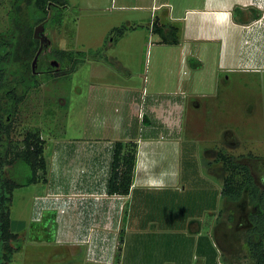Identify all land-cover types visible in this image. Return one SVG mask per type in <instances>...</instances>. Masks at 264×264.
Instances as JSON below:
<instances>
[{"label":"crops","instance_id":"0c3cea01","mask_svg":"<svg viewBox=\"0 0 264 264\" xmlns=\"http://www.w3.org/2000/svg\"><path fill=\"white\" fill-rule=\"evenodd\" d=\"M137 1V25L149 11L148 33L158 35L156 43L143 46L153 44L155 72L166 81L93 84L82 138L66 145L55 133L50 136L47 181L32 206V223L47 225L38 241L55 246L69 264H247L251 255L244 240L255 208L247 195L241 202L223 199L220 180L226 173L215 151L201 159L200 149L183 145L190 136L199 142L210 129L198 117L201 104L173 97L169 83L178 61L197 68L191 84L204 83L201 69L218 79L237 66L264 67V0ZM155 24L167 35L176 29L179 43H164ZM102 59L103 54L91 61ZM117 142L138 146L128 194L109 192ZM185 148L199 163L195 179L185 177ZM241 160L263 186L256 156ZM203 182L211 193H203ZM56 195L71 200L69 207L59 205L66 212L43 204L36 221V198L51 201Z\"/></svg>","mask_w":264,"mask_h":264},{"label":"rangeland","instance_id":"374dc122","mask_svg":"<svg viewBox=\"0 0 264 264\" xmlns=\"http://www.w3.org/2000/svg\"><path fill=\"white\" fill-rule=\"evenodd\" d=\"M21 3L25 10L32 7L27 6V0H21ZM137 3V0H69L62 24L56 22V17L50 22H32L33 32L38 25L46 22L45 34L51 41L41 54L36 71L41 70V65L57 61L56 49L83 50L89 56L70 72L67 69L59 71V67H56L54 77L48 80L45 74L40 78L43 84L31 92L14 116L12 139L15 142L24 140L27 133L36 127L42 131L47 144L54 133L66 145L81 139L84 128L82 116H86V105L88 107L90 98L95 96L93 84H144L146 77L148 81L155 79V84H164L165 77L154 69L151 55L153 44L150 47L143 46L148 40L156 43L158 35L150 36L148 33L149 11L144 13V19L140 21L142 26L137 25L138 15L132 9ZM123 5L128 8L123 9ZM12 10L13 0H0V54L1 50L7 54V43L10 41L7 31ZM123 27L125 33L120 34L119 29ZM137 28L140 31H134ZM1 43L6 46L2 48ZM102 54V60L91 61ZM3 67L11 68L7 63ZM196 70L192 62L182 64L178 61L174 64L173 82L169 83L175 94L173 97H180L186 102L195 100L201 104L198 117L210 129L201 139L197 138L199 142L190 136L183 145L200 149L201 159L210 150L217 155L223 152L239 159L256 156V161L264 171V67L251 71L237 66L232 72H220L218 79H213L201 69L204 83L191 84L189 80ZM186 148L185 177L188 175L195 179L199 163L197 166L192 153L187 152ZM254 161L249 160L250 163ZM202 162L203 167L207 168V163L205 165V161ZM16 170L19 173L23 170L27 172L22 165ZM254 172L259 179L261 170L255 168ZM208 184H200L204 194L211 193L204 191V188L208 190ZM220 184L223 190L224 179L220 180ZM43 188L41 183L22 186L14 191L11 216L13 231L20 235L16 243L18 251L11 261H7L0 244V264H69L55 246L38 241L37 236H44V231L40 232L41 227L47 225L42 222L37 226L31 221L35 195ZM251 228L246 232H250ZM247 233L244 244L250 253ZM245 263L256 264V261L251 256Z\"/></svg>","mask_w":264,"mask_h":264},{"label":"trees","instance_id":"16d2710c","mask_svg":"<svg viewBox=\"0 0 264 264\" xmlns=\"http://www.w3.org/2000/svg\"><path fill=\"white\" fill-rule=\"evenodd\" d=\"M27 3V6L32 7L25 10L21 0H13L11 23L7 31L10 40L7 43V54L2 50L0 54V244L7 261H11L18 251L16 243L20 239V235L12 228L11 206L14 191L22 186L45 183L48 174V160L45 155L47 141L40 128L31 129L21 142L12 139L14 116L19 107L35 88H40L43 84L40 78L46 74L48 80L51 79L58 68L50 63L41 65V70L33 71L32 63L40 48V40L34 36L32 22H50L56 17V22L62 24L69 0H27ZM171 29V35H167L155 24V31L161 35L164 43L177 44L180 41L176 35L177 30ZM124 31V27L119 29L120 34H124ZM1 46L3 48L6 44L1 43ZM88 56L83 50H55L59 71L67 69L70 72ZM6 63L11 68L3 67ZM125 148H128L127 151ZM137 149L134 142L125 145L117 142L113 173L109 181L111 194L129 193L133 183ZM216 160L222 163L226 173L222 190L224 197L233 202H241L247 195L249 204L255 208L251 216L252 228L247 237L250 253L256 264H264V185L257 183L252 169L241 159L219 152ZM19 165L27 169V172H17Z\"/></svg>","mask_w":264,"mask_h":264},{"label":"water","instance_id":"95a60500","mask_svg":"<svg viewBox=\"0 0 264 264\" xmlns=\"http://www.w3.org/2000/svg\"><path fill=\"white\" fill-rule=\"evenodd\" d=\"M45 31H46V22H43L42 24L38 25L34 31L35 38L40 40V48L32 63V68L34 72H36V69L39 66V59L41 54L44 52L45 47L49 45L51 42L50 39L45 34ZM52 66L59 67V63L57 61H53Z\"/></svg>","mask_w":264,"mask_h":264},{"label":"built area","instance_id":"2783aa9c","mask_svg":"<svg viewBox=\"0 0 264 264\" xmlns=\"http://www.w3.org/2000/svg\"><path fill=\"white\" fill-rule=\"evenodd\" d=\"M51 203V206L54 207L55 209H59V205H64L65 207L70 206L71 200L70 199H62L59 195H56L54 198L51 199V201L48 200V198L39 196L36 198V204L37 208L35 210V220L39 221L41 220L43 211L45 208L42 207L43 204ZM67 208H60V211L62 213L66 212Z\"/></svg>","mask_w":264,"mask_h":264},{"label":"flooded vegetation","instance_id":"af4514ba","mask_svg":"<svg viewBox=\"0 0 264 264\" xmlns=\"http://www.w3.org/2000/svg\"><path fill=\"white\" fill-rule=\"evenodd\" d=\"M47 47H48V45L45 47V50H44V52L46 51Z\"/></svg>","mask_w":264,"mask_h":264}]
</instances>
